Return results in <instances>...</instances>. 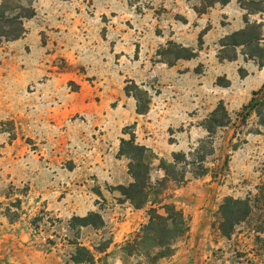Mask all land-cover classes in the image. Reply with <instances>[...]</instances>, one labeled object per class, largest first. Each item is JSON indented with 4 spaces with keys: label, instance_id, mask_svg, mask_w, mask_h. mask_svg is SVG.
Here are the masks:
<instances>
[{
    "label": "rangeland",
    "instance_id": "rangeland-1",
    "mask_svg": "<svg viewBox=\"0 0 264 264\" xmlns=\"http://www.w3.org/2000/svg\"><path fill=\"white\" fill-rule=\"evenodd\" d=\"M26 1L10 3L25 7ZM243 1L231 0L227 14L222 11L229 4L220 3L199 14L204 0L33 2L37 17L24 20L26 32L34 19L72 27L71 51L84 63L58 57L52 67L86 75L81 82L66 80L56 102L27 101L30 85L0 78V105L15 87L17 99L11 114H0V264H76V242L93 252L95 264H150L122 249L147 224L151 207L136 209L119 191L133 182L129 156L120 154L121 141L132 135L155 155L154 184L166 177L161 163H172L174 153L185 154L187 162L177 167L185 182L169 179L161 199L183 210L189 232L156 264H264V116L244 110L264 83L251 90L240 81L249 60L264 65V12H253L264 0ZM233 7L243 10L238 31L230 27ZM246 29L261 40L232 46L229 36ZM169 42L197 56L176 60L163 54ZM77 92L74 112L55 119L51 108L65 109L66 94ZM263 96L254 97L256 103ZM221 102L229 123L217 127L210 117ZM90 103L104 105L105 113L83 106ZM152 104L157 112L149 114ZM139 105L147 106L144 114ZM179 115L182 122H169ZM202 157L208 171L199 176ZM227 198L247 200L251 208L230 237L219 229ZM91 212L101 215L100 229L70 226L74 216Z\"/></svg>",
    "mask_w": 264,
    "mask_h": 264
},
{
    "label": "trees",
    "instance_id": "trees-1",
    "mask_svg": "<svg viewBox=\"0 0 264 264\" xmlns=\"http://www.w3.org/2000/svg\"><path fill=\"white\" fill-rule=\"evenodd\" d=\"M36 0H27L25 7L18 5L16 2L6 0L0 7V38H5L7 41L17 40L25 33L24 20L31 19L36 12L33 7V2ZM208 1L207 5L202 8H196L199 14H204L208 8L220 3L227 5L231 0H204ZM240 2H245L240 0ZM247 3V2H245ZM246 5V4H245ZM243 9H248L244 8ZM20 10V11H19ZM253 12L263 13L264 7L257 5ZM12 15H9V14ZM245 22L249 24L248 16L244 17ZM252 28V27H251ZM254 30H242L235 32L229 36L232 46H250L255 41H260L261 38L253 35ZM242 39L239 40V38ZM200 45L203 44L202 36L199 39ZM224 44V47H228ZM163 54H173L176 60L187 59L190 60L197 56L193 50L184 48L174 42L168 43V49ZM261 67L263 63L259 64ZM137 88V87H136ZM264 94L263 89L254 91L253 96ZM244 106V110H254L261 118L264 116V96L263 101L256 103V100ZM147 111V106H138L137 112L144 114ZM210 122L217 127L226 126L229 123V114L224 104L221 102L216 110L211 114ZM264 124V119H262ZM208 132H213L212 126H207ZM121 155L129 156V172L133 178V182L128 186H119L121 194L130 201L136 209H142L146 205H151L148 210L149 220L141 231L134 237L127 241L122 247L124 252L128 255L142 254L149 259L150 264H156L160 259L172 255L174 249L173 244L180 238L184 237L189 232V221L185 216L183 210L179 209L174 203H163L161 199L163 190L166 189V184L169 179L175 182H185L184 173H177L178 164L186 162L185 154L174 153V161L172 163H161V168L165 171L166 177L155 184L151 181L150 171L152 166V158L155 157L151 149L146 146L136 143L135 136L132 135L130 140H122ZM204 157L201 158L199 170L197 175L204 176L208 169L204 166ZM187 163V162H186ZM191 164V163H190ZM194 164V161L192 162ZM159 205V207H156ZM251 213V208L247 200H235L233 198L225 199L223 206L222 222L220 224V231L223 236L230 237L237 225L243 222ZM104 225V221L99 213L91 212L85 217L74 216L70 220L72 228L93 227L100 229ZM76 245L75 253L72 261L76 264H95L96 259L93 252L86 246L80 243ZM105 252V250L103 251Z\"/></svg>",
    "mask_w": 264,
    "mask_h": 264
},
{
    "label": "crops",
    "instance_id": "crops-1",
    "mask_svg": "<svg viewBox=\"0 0 264 264\" xmlns=\"http://www.w3.org/2000/svg\"><path fill=\"white\" fill-rule=\"evenodd\" d=\"M230 4L227 5L223 13L227 14V9ZM234 10V7H233ZM236 13L234 14V24L230 26L234 28L233 31H238L243 28L244 25L240 23V16H242L243 10L241 8H235ZM37 17V16H35ZM35 20V21H34ZM29 26H27V32L25 35L16 41L0 42V53L3 56L0 57V78L11 80V82H18V84L28 87L29 85L33 88L31 94H29L28 100H35L36 98L46 99L50 98V101L56 102L60 95H62V87L66 80L80 81L82 80V74L78 70L79 75L73 72L60 73L56 71V67H52V62L58 57H64L71 64H83V55L73 56L72 47L70 40L72 35V27H53L45 23L41 24V21L34 19ZM68 39V40H67ZM68 41L67 42H65ZM82 53V51H80ZM248 74L241 78L244 84L248 85L251 90H256L264 83V65L260 67L254 60H249V67H245ZM86 75V74H85ZM14 93L11 96L8 95L6 100L0 105V114H11L15 107L17 99H13L16 95V87L13 90ZM1 92V91H0ZM68 99L66 104L64 103L65 109H61V105L57 104L56 107L51 108L54 111V118L61 120L66 115V112H74V98L80 94L67 93ZM18 97V96H16ZM88 94L84 95V103ZM16 100V101H14ZM86 106H92L97 113H105L104 105L96 106L94 104ZM163 113H169L170 106L167 109H162ZM157 107L152 104L150 107L149 114L156 113ZM180 116V115H179ZM185 118L183 115L179 119H169V122H182Z\"/></svg>",
    "mask_w": 264,
    "mask_h": 264
}]
</instances>
